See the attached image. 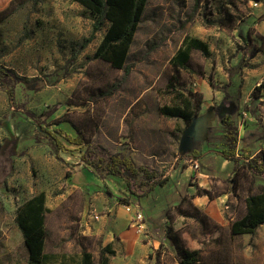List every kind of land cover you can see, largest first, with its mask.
<instances>
[{
    "label": "rangeland",
    "instance_id": "1",
    "mask_svg": "<svg viewBox=\"0 0 264 264\" xmlns=\"http://www.w3.org/2000/svg\"><path fill=\"white\" fill-rule=\"evenodd\" d=\"M2 1L8 7L0 11V69L8 76L0 72V264H26L14 213L40 191L50 210L44 248L55 256L50 264H85L84 252L90 264H180L166 233L198 250L194 264H264L263 243L233 236L189 198L168 211L163 234L153 236L156 244L133 255L117 254L113 244L104 246L102 236L85 233L83 192L66 182L72 167L54 166L61 160L49 133L70 150L77 148L59 126L68 124L75 133L70 137L81 133L84 151L101 172L117 154L134 170L143 167L162 178L187 154L179 150L184 122L162 115L160 107L180 104L188 92L199 102L202 83L215 88L221 82L220 90L229 85L234 53H251L245 48L248 40L264 45L253 25L264 23V14L258 15L262 5L252 6L254 0H146L126 72L94 57L108 23L95 30V16L82 5ZM191 38L205 42L209 55L191 49L186 66H178L172 59ZM50 111L44 121L40 115ZM122 171L135 193L144 191L141 171Z\"/></svg>",
    "mask_w": 264,
    "mask_h": 264
},
{
    "label": "crops",
    "instance_id": "2",
    "mask_svg": "<svg viewBox=\"0 0 264 264\" xmlns=\"http://www.w3.org/2000/svg\"><path fill=\"white\" fill-rule=\"evenodd\" d=\"M258 9V15L264 14V5ZM253 25L264 39V23ZM252 37L255 38V34ZM250 42L252 46L246 43L245 48H250L251 53H234L229 85L222 90L221 82L215 88L204 83L199 85L198 115L186 128L187 135L182 141L187 157L175 160L167 168L162 174V178L166 177L164 183L151 188L142 184L144 191L135 196L127 190L123 177L101 172L92 164L84 163L80 157L85 147L81 144H71L77 150H70L66 144L57 150L56 156L61 163L54 166L61 171L72 167L71 174L65 176L66 182L83 192L85 233L102 236L104 246L113 244L117 254L130 252L133 255L145 251L152 242L156 244L153 236L163 234L167 212L183 197L191 199L206 217L229 231L230 222L245 214L246 197L254 193L250 187L264 184V174L254 176L244 166L248 157L264 149V90L258 99L253 97L257 83L264 77V45L259 46L254 40ZM242 61L246 65H241ZM225 114L232 116L238 130L233 158L224 157L220 151L225 131L219 119ZM59 128L71 136L75 134L68 124ZM193 157L199 162L197 170L190 164ZM122 199L128 203H122ZM125 204L136 205L142 210L144 230L133 224V211H127ZM91 210L98 215L97 220L92 217ZM238 236L254 237L263 243L264 249V223L253 235Z\"/></svg>",
    "mask_w": 264,
    "mask_h": 264
},
{
    "label": "trees",
    "instance_id": "3",
    "mask_svg": "<svg viewBox=\"0 0 264 264\" xmlns=\"http://www.w3.org/2000/svg\"><path fill=\"white\" fill-rule=\"evenodd\" d=\"M72 2L82 5L95 16V30L100 29L104 22L108 23L106 32L103 33L101 42L94 52V57L104 60V62L108 63L112 68H124L127 72L128 67H126V62L129 49L131 48L133 36L134 33H136L138 23L143 15L146 0H72ZM7 7L8 4L5 3V1L0 2V11ZM248 44H251L249 40L247 42V45ZM187 45L188 46L185 49L178 51L172 59L175 63L177 61L178 66H186L188 51L191 49L200 50L205 56L209 55L210 51L208 46L200 39L191 38ZM0 72L4 77L8 76L5 69L1 68ZM262 90H264V85L255 88L253 91L254 99L259 98ZM10 92L13 94V91ZM195 102L194 94L188 92V94L186 93L184 95L183 101H181L180 104L161 106L160 113L169 118L182 120L187 128L192 119L198 115L201 99L199 102ZM50 114H52V111L45 112L40 116L45 121ZM219 124L225 131L224 141L220 144L222 146L220 151L224 157L233 158L236 153L238 136L236 125L230 114L223 115L221 119H219ZM60 132L63 133V130ZM49 133L51 135L52 143L55 146V150L64 148V143L61 138H57L52 131H49ZM64 135L70 144H84L82 135L79 132H77L75 137H70L66 133H64ZM89 154L90 152L88 149L83 151L81 160L84 161V163L98 167L99 165L97 166L96 163L90 159ZM105 164L106 166L104 170L107 173L115 174L117 176H122L123 169L130 170L134 174H138V172L141 171L145 177V182H143V184L147 185V183H149L148 186L150 188L155 184H162L166 181V177L158 179L156 173L149 172L143 167L134 170L126 159L121 158L117 154L109 157ZM244 166L249 169L254 176L264 174V149L260 150L253 156L248 157ZM252 179L253 181L255 180L254 178ZM126 182L130 193L135 196L142 194L143 191L138 194L135 193L134 189L131 187L132 182L129 177H127ZM250 188L251 190H254V193H249L246 197L245 214L230 222L229 229L233 236H238L244 233L253 235L257 227L264 223V184L254 188L252 186ZM197 192L201 191L197 190ZM45 198L46 194L44 191H40L34 195L32 194L16 209V212L14 213L15 224L22 236V249L24 251L26 264H50L55 259L53 254H48L44 251L46 236L45 217L48 211H50L49 207L46 205ZM120 201L122 203H128L126 199ZM185 201L186 198L183 197L181 202L174 207L179 208V205ZM165 237L176 247L178 251L177 253L180 257V264H194L198 260L197 249L190 250L183 247L177 243L176 237H171L168 233L165 234ZM83 257L85 259V264H90L89 253L84 252Z\"/></svg>",
    "mask_w": 264,
    "mask_h": 264
},
{
    "label": "built area",
    "instance_id": "4",
    "mask_svg": "<svg viewBox=\"0 0 264 264\" xmlns=\"http://www.w3.org/2000/svg\"><path fill=\"white\" fill-rule=\"evenodd\" d=\"M252 6H255V7H259L261 5L264 4V0H254L252 3ZM264 85V77L261 81H259L257 83V87H262ZM190 164L192 166V169L193 170H197L199 169V162L196 158H190ZM125 208L127 211H133V217L131 218L133 224L135 226H137L139 229H143L144 230V214L142 212V210L136 206V205H133V204H125Z\"/></svg>",
    "mask_w": 264,
    "mask_h": 264
},
{
    "label": "water",
    "instance_id": "5",
    "mask_svg": "<svg viewBox=\"0 0 264 264\" xmlns=\"http://www.w3.org/2000/svg\"><path fill=\"white\" fill-rule=\"evenodd\" d=\"M186 135H187V129L185 127V131H184V133H183V135L181 136V139H180V145H179L180 151H184L185 150L187 152V149L182 148V141L184 139V136L186 137Z\"/></svg>",
    "mask_w": 264,
    "mask_h": 264
}]
</instances>
